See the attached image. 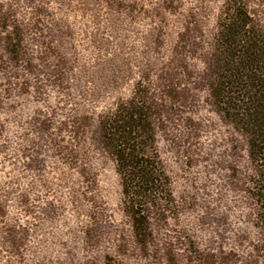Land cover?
I'll return each instance as SVG.
<instances>
[{
	"label": "rangeland",
	"instance_id": "1",
	"mask_svg": "<svg viewBox=\"0 0 264 264\" xmlns=\"http://www.w3.org/2000/svg\"><path fill=\"white\" fill-rule=\"evenodd\" d=\"M239 1L253 68L229 0H0V264H264V0ZM139 96L170 181L143 233L103 128Z\"/></svg>",
	"mask_w": 264,
	"mask_h": 264
},
{
	"label": "trees",
	"instance_id": "2",
	"mask_svg": "<svg viewBox=\"0 0 264 264\" xmlns=\"http://www.w3.org/2000/svg\"><path fill=\"white\" fill-rule=\"evenodd\" d=\"M251 26L252 20L243 3L229 0L221 23L222 48L229 49L232 60L242 53L248 55V63L253 68L259 59L260 47L247 40L246 32L256 31L255 28L251 30ZM246 42L249 45H245ZM237 46L244 50L240 49L237 54ZM249 76L251 81L256 79V76ZM260 82L257 86L263 90V96L253 109L256 113L252 115L257 116V121L251 134V149L254 158L264 161V79L260 78ZM155 116L146 97L139 96L122 103L112 115L103 119L104 142L116 162L128 212L140 233L147 231L145 203L152 197L155 201L164 199L170 185L156 152Z\"/></svg>",
	"mask_w": 264,
	"mask_h": 264
}]
</instances>
